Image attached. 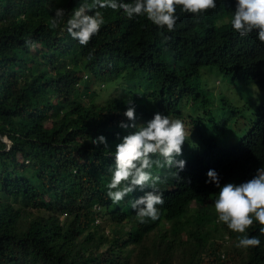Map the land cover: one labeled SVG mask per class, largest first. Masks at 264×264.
<instances>
[{
	"label": "trees",
	"instance_id": "obj_1",
	"mask_svg": "<svg viewBox=\"0 0 264 264\" xmlns=\"http://www.w3.org/2000/svg\"><path fill=\"white\" fill-rule=\"evenodd\" d=\"M216 3L201 17L178 8L168 32L97 0H0V264H264L261 225L254 219L246 229L258 247H237L242 234L217 222L219 188L206 183L210 169L223 185L264 167V96L237 143L223 114L250 108V83L264 94V43L232 29L235 0ZM81 4L104 18L86 46L65 25L49 27L56 9L67 19ZM205 70L239 88L219 102ZM93 79L119 84L120 96L101 99ZM131 100L138 125L157 112L190 117L204 134L215 125L209 132L219 139L200 133L210 143L193 153L183 147L182 171L153 167L164 203L159 219L144 223L131 204L150 187L119 203L106 195L115 146L135 131L120 127L131 123ZM100 135L107 148L92 142Z\"/></svg>",
	"mask_w": 264,
	"mask_h": 264
},
{
	"label": "clouds",
	"instance_id": "obj_2",
	"mask_svg": "<svg viewBox=\"0 0 264 264\" xmlns=\"http://www.w3.org/2000/svg\"><path fill=\"white\" fill-rule=\"evenodd\" d=\"M97 6L122 10L130 20L143 16L158 28L173 32L179 20L178 8L194 17H201L208 10L215 9L217 3L216 0H97ZM89 11L86 4H81L65 19V10L56 9L49 27L57 29L65 25V30L72 39L86 46L104 24L100 12L89 14ZM230 23L240 36L256 32L257 39L264 43V0H235ZM124 116L131 123L121 122L120 127L135 131L123 136L121 142L115 146V163L110 182L106 185V195L113 203H119L137 187H150L152 191L132 203L131 207L135 209L141 223L148 219L156 221L160 217L157 205H162L164 199L163 193L157 187L160 177L153 176V167L182 171L187 162L177 157L183 155V145L188 140L189 132L180 117L160 112L155 113L146 124L138 125L132 100L128 102ZM189 119L193 125L196 143L192 149L186 150L193 153L201 146L200 143L210 141L200 137L202 130L190 117ZM204 135L209 139L211 137L209 131ZM92 142L97 145L104 144L106 148L108 145L107 138L103 135ZM179 171L174 173L177 179ZM207 177L206 183H214L219 188L214 200L217 222L227 225L232 232L242 234L237 237V247H258L260 239L247 235L246 229L253 225L255 219L261 225L260 233L264 235V167L257 169L253 178L239 184L229 182L221 185L218 172L211 169L207 172Z\"/></svg>",
	"mask_w": 264,
	"mask_h": 264
},
{
	"label": "rangeland",
	"instance_id": "obj_3",
	"mask_svg": "<svg viewBox=\"0 0 264 264\" xmlns=\"http://www.w3.org/2000/svg\"><path fill=\"white\" fill-rule=\"evenodd\" d=\"M207 72L208 71H206V70L203 72V73H205L204 74V78H205L204 86H205V88L207 87L206 89H208L212 92L214 91L216 93V95L218 96L219 102L222 98H224L226 100H227V97L230 98L232 93L236 89L239 88V87H234V86L232 88H230V85L226 82L225 79H223V77H221L219 75H215V74L214 75L210 74L211 72H209L210 75L206 76ZM104 83L105 82H103L102 86H101L100 80L93 79L89 85L91 88L96 89L99 96H102L101 99H103V100H106L110 97L120 96L121 86L119 84L116 85L115 87H113V83L111 81L107 82L106 85ZM246 87H247V92H246L245 98L249 102L250 108L244 110L237 117H233L231 115V111L227 112V113H223L225 119H227V120L232 117V122H234V124H233V127H232L230 133H233L234 138L232 139V141L235 143L239 142L240 139L256 123V121H257L256 112L258 111V107L262 104V101H263L261 96H264V94H262V92L260 93L257 90V88L254 87V85L252 83L246 85ZM255 109H256V111H255ZM220 119H221V117H220ZM180 120H182L185 123V125L188 129V132H189L188 140L185 141L183 147H184V149H186V148L192 149L196 143L195 139H194L193 125L191 124L189 117H184V118H181ZM203 127H206L208 129V131H209V129H210V131L216 130L215 125H212V126L206 125ZM209 134L215 136L211 132H209ZM5 140H6V142H9L8 139H5ZM217 140H219V139L217 138ZM213 208L215 210L214 204H213ZM212 228L215 229V225H212ZM226 247L228 248L230 246L226 245Z\"/></svg>",
	"mask_w": 264,
	"mask_h": 264
}]
</instances>
